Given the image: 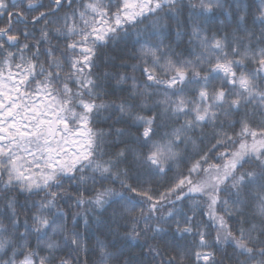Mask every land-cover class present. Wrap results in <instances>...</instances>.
Returning <instances> with one entry per match:
<instances>
[{"label": "snow or ice", "instance_id": "1", "mask_svg": "<svg viewBox=\"0 0 264 264\" xmlns=\"http://www.w3.org/2000/svg\"><path fill=\"white\" fill-rule=\"evenodd\" d=\"M225 261L264 264V0H0V264Z\"/></svg>", "mask_w": 264, "mask_h": 264}, {"label": "trees", "instance_id": "2", "mask_svg": "<svg viewBox=\"0 0 264 264\" xmlns=\"http://www.w3.org/2000/svg\"><path fill=\"white\" fill-rule=\"evenodd\" d=\"M44 2L46 3L47 0H44ZM251 2H252L253 5L255 6V4L258 3V0H251ZM173 174H174V173H170V176L173 175ZM188 203H191V202L189 201V202L185 203V204L182 206L183 209H184V211H186V212L189 211L188 206H187ZM74 210H75V209H74ZM189 214H191V213L189 212ZM202 219H203V217H202ZM82 230H83V229H82ZM133 251H134V252H139L140 250H139V248H134ZM228 251L230 252L231 249H229ZM218 258H222V257H221V254H219V253H218ZM225 264H227V261H225Z\"/></svg>", "mask_w": 264, "mask_h": 264}]
</instances>
